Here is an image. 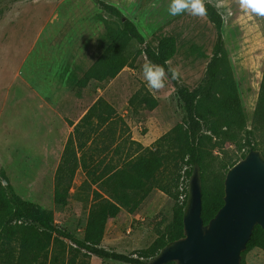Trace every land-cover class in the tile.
<instances>
[{"label":"rangeland","instance_id":"rangeland-1","mask_svg":"<svg viewBox=\"0 0 264 264\" xmlns=\"http://www.w3.org/2000/svg\"><path fill=\"white\" fill-rule=\"evenodd\" d=\"M103 1L132 21L146 41L159 29L174 36L177 51L170 67L190 89L201 82L215 41L205 15L185 11L171 16L170 0ZM202 2L222 16L224 49L247 124L235 139L220 136L205 145V186L211 190L223 174L222 164L241 160L253 142L248 132L264 77V16L242 10L238 0ZM100 16L121 25L92 0H0V169L17 195L50 211L56 229L83 241L95 192L108 197L102 186L108 176L147 150H161L166 163L148 193L133 212L122 207L106 222L99 243L106 251L138 258L170 230L175 206L188 198V167L173 132L185 115L167 79L161 89L146 87L142 65L148 61L141 53L114 79L77 89V81L108 46ZM94 104L92 124L80 129L75 142L79 166L68 204L56 206L60 156L74 126ZM49 254L57 256V264H126L61 238L52 241ZM243 260L264 264V252L255 248Z\"/></svg>","mask_w":264,"mask_h":264},{"label":"trees","instance_id":"trees-1","mask_svg":"<svg viewBox=\"0 0 264 264\" xmlns=\"http://www.w3.org/2000/svg\"><path fill=\"white\" fill-rule=\"evenodd\" d=\"M92 1L99 9L118 19L121 25L99 17L104 26L108 46L77 81V89L84 88L90 81L103 83L114 79L136 53L144 55L147 61L164 66L166 70L170 67L169 62L177 51V40L174 36L159 29L146 41L134 23L126 19L115 6L103 0ZM204 6L205 16L211 21L215 31V41L204 76L192 89L180 84L178 78L172 79L170 73H167V80L174 87L175 97L185 115L182 124L173 131L174 140L179 144L178 154L182 155V160L188 167L186 175L190 177L195 167L199 169L202 190L201 217L203 223L207 224L223 205L224 178L228 169L238 160L229 159L222 164L223 174L215 179L209 190L205 186L204 147L213 138L220 136L235 139L246 129L247 124L224 49L222 16L211 3L206 2ZM199 55L205 57L201 52ZM144 101L149 102L150 99L145 98ZM95 109L94 104L87 110L66 141L54 177L53 203L56 206L64 207L68 204L71 179L79 166V148L77 144L75 146V142L79 138L80 129L91 126ZM69 126H73V123L69 122ZM248 134L253 141L248 149L258 150L264 157V77ZM166 158V154L159 149L147 150L145 154L127 162L108 176L102 184L108 197L95 192L83 241L75 239L66 231L56 229L50 211L17 195L0 169V264H57L59 259L57 256L51 257L49 249L52 241L58 238L67 239L79 249L101 258L126 264H146L168 243L183 237L182 217L187 196L175 206L170 230L159 237L149 250L142 251L138 258L106 251L99 247V243L106 222L115 218L122 207L128 212L136 209L148 193L156 174L164 167ZM242 158L244 154L240 159ZM3 180L7 182L6 185L2 184ZM138 193L142 195L139 200H134ZM255 248L264 252V230L259 226H255L252 231L246 250L242 253L241 264H245L243 256Z\"/></svg>","mask_w":264,"mask_h":264},{"label":"water","instance_id":"water-1","mask_svg":"<svg viewBox=\"0 0 264 264\" xmlns=\"http://www.w3.org/2000/svg\"><path fill=\"white\" fill-rule=\"evenodd\" d=\"M201 196L195 167L188 181L183 237L168 243L147 264H241L254 227L264 230V157L250 149L228 169L223 205L207 224L201 217Z\"/></svg>","mask_w":264,"mask_h":264},{"label":"clouds","instance_id":"clouds-1","mask_svg":"<svg viewBox=\"0 0 264 264\" xmlns=\"http://www.w3.org/2000/svg\"><path fill=\"white\" fill-rule=\"evenodd\" d=\"M239 7L247 12L264 16V0H238ZM189 12L194 16L206 15V9L202 0H170L168 13L176 16L181 12ZM142 73L146 82V87L150 90H158L164 87L167 73L171 74L172 79L179 76L178 70L174 67H168L154 64L151 61L142 65Z\"/></svg>","mask_w":264,"mask_h":264}]
</instances>
